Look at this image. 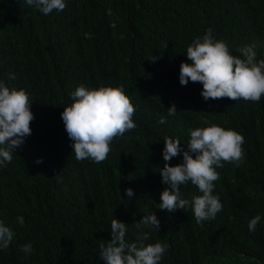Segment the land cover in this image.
<instances>
[{
  "label": "trees",
  "instance_id": "16d2710c",
  "mask_svg": "<svg viewBox=\"0 0 264 264\" xmlns=\"http://www.w3.org/2000/svg\"><path fill=\"white\" fill-rule=\"evenodd\" d=\"M209 28L233 55L255 43L256 59L264 58V0H67L48 15L0 0V78L29 93L34 114L31 134L0 168V220L16 233L0 264H106L99 244L111 239V220L128 225L131 242L134 223L151 211L160 226L144 229L146 243L168 246L160 264H264V222L248 229L264 216V96L205 101L202 83H179L188 45ZM81 84L122 86L136 109L137 126L115 137L100 163L75 158L60 115ZM172 104L178 112L168 116ZM206 121L241 133L244 155L216 169L223 208L198 224L191 208H158L168 187L159 169L163 138H179L187 150L189 129ZM180 162L182 154L169 161ZM181 188L186 198L199 194L191 182ZM29 241L26 255L20 246Z\"/></svg>",
  "mask_w": 264,
  "mask_h": 264
},
{
  "label": "clouds",
  "instance_id": "9594fccd",
  "mask_svg": "<svg viewBox=\"0 0 264 264\" xmlns=\"http://www.w3.org/2000/svg\"><path fill=\"white\" fill-rule=\"evenodd\" d=\"M23 3L48 15L53 10L63 11L67 0H23ZM256 47L255 43L244 45L238 49L240 55H233L228 44L217 39L209 28L188 45L185 52L188 62H181L179 83H202L201 96L205 101L222 97L234 101H260L264 96V58L256 59ZM8 78L15 79V74H8ZM69 95L72 103L64 105L60 115L71 140L72 153L77 160L100 163L107 158L113 139L137 126L133 119L135 106L122 86L90 88L81 84ZM31 103L24 88L10 87L0 78V168L13 160L15 149L31 134L30 121L34 119ZM167 109L168 116L178 112L175 104ZM166 122V116L159 117V123ZM205 124L207 126L189 129L187 150L179 138L165 136L162 149L165 163L159 169L162 182L168 187L160 194L158 208L168 212L191 208L198 224L214 219L222 210L220 197L214 193V182L219 179L216 169L223 167L224 162L238 165L244 155L242 145L245 142L244 136L234 129L207 121ZM179 154H182V162L170 164L169 161ZM189 182L197 187L199 194L186 198L181 185ZM124 191L129 198L135 195L131 187ZM15 221L23 225L25 218L20 215ZM261 222L264 216H253L248 229L255 231ZM134 224L139 231L136 239L129 242L126 239L128 225L117 218L111 220V239L99 244V257L106 264H160L168 246L161 241L146 243L150 233L144 230L157 231L160 226L157 215L151 211ZM15 234L11 225L0 220V250L9 247ZM20 250L30 255L34 250L32 242L22 244Z\"/></svg>",
  "mask_w": 264,
  "mask_h": 264
}]
</instances>
